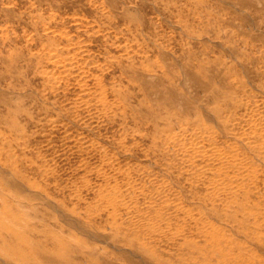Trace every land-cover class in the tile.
<instances>
[{
    "label": "rangeland",
    "instance_id": "374dc122",
    "mask_svg": "<svg viewBox=\"0 0 264 264\" xmlns=\"http://www.w3.org/2000/svg\"><path fill=\"white\" fill-rule=\"evenodd\" d=\"M0 264H264V0H0Z\"/></svg>",
    "mask_w": 264,
    "mask_h": 264
}]
</instances>
